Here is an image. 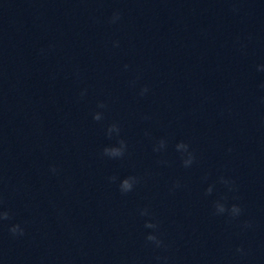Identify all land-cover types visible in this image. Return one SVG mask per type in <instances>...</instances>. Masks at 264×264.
<instances>
[{"label": "clouds", "instance_id": "clouds-1", "mask_svg": "<svg viewBox=\"0 0 264 264\" xmlns=\"http://www.w3.org/2000/svg\"><path fill=\"white\" fill-rule=\"evenodd\" d=\"M119 19H120L119 13H114L113 17L111 18V22L115 23ZM115 46H118V42ZM127 67L128 66L125 65V68H127ZM262 87H264V85H262ZM148 90L149 89L147 87L142 88L140 95L143 96L144 94H146L148 92ZM84 94H85L84 92L81 93L82 96ZM98 107L104 108L105 105L103 103H100L98 105ZM93 119L96 121H100L102 119V114L100 112H96L93 116ZM119 131H120V129L116 124H113L108 128L109 136H111V134L113 132L118 134ZM118 144H119V146L105 147L103 149V154L105 156H108L109 158H121V157H123L125 154L127 145H126L125 141H123V140L118 141ZM165 146H166L165 140L161 139L159 141L158 147L154 148V151H159L160 149H163ZM176 149L182 155L183 166L186 168L190 167L195 161V155L193 152L189 151V145L187 143H184V142H179L176 144ZM55 170H56L55 168L52 169L53 172H55ZM109 179L112 182H115L117 180V177L113 176V177H110ZM221 181L223 183H225L226 185L229 184V181L224 180L223 178H221ZM137 183H138L137 177H135V176L126 177L120 181L119 190L122 194H127L134 189V186ZM177 186H179V185H177ZM212 190H213L212 187L209 186L208 189L206 190V194H211ZM230 190H231V188H230ZM242 212H243V209L237 204H232L229 207L226 205V203L222 202L221 200H217L214 202V214L215 215H223V214L227 213L231 219H236L242 214ZM140 215H142V216L149 215L148 209H146V208L142 209L140 211ZM9 219H10V215L7 211H0V221L9 220ZM144 227L154 230L152 233H149L146 236V241L152 243L157 248L166 247V245H164V242L158 237V235L155 234V231L158 230V228H159V224L157 222H153L151 220L146 221ZM244 227L245 228L251 227V222H245ZM9 231L13 235H23L24 234V229L21 227L20 224L12 225L9 228ZM243 251L244 250L242 248L237 249V252H240L241 254H243Z\"/></svg>", "mask_w": 264, "mask_h": 264}]
</instances>
